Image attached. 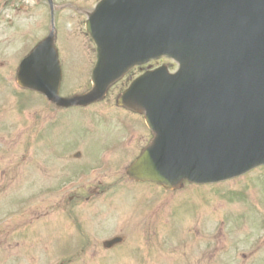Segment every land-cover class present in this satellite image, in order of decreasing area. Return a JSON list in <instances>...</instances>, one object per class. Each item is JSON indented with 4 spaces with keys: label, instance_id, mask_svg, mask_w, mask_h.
Listing matches in <instances>:
<instances>
[{
    "label": "rangeland",
    "instance_id": "1",
    "mask_svg": "<svg viewBox=\"0 0 264 264\" xmlns=\"http://www.w3.org/2000/svg\"><path fill=\"white\" fill-rule=\"evenodd\" d=\"M97 1L54 0L53 19L60 28L56 27V47L60 48L64 67L61 95L78 94L90 88L95 54L84 33L83 22ZM16 4V9H7L0 15V167L6 171L0 173V221L7 220L9 229L14 225L13 218L9 219V213L4 211L15 207H9L10 199L27 198L29 208L35 199L34 208L38 210L24 216L27 229L22 236L9 234L7 241L0 239V264H264V167L215 186L183 182L175 190L162 192L155 185L135 186L132 180L122 177V159L114 156L115 164L108 171L96 173L87 183L89 188L97 187V193L112 183L100 198L110 211L99 212L106 218L95 223L88 213L96 210L95 207L90 208L76 198L73 208L67 209L77 213V217L84 212L88 240L86 245H77V240L72 244L67 242L68 238L62 236L68 224L61 222L65 214L60 207L61 197L48 188H56L74 178L75 171L85 164L96 166L97 155L104 159L98 149L112 140L116 130H122L116 124L117 116L111 114L115 123L105 125L113 133L102 131L104 123L97 122L103 124L96 126L98 135H84L82 119L76 116L82 110L72 108L39 107L37 120L31 121L30 109L38 97L32 100L35 94L28 92L14 95L17 48L22 36L33 34L40 39L49 32L36 26L44 4L32 7L35 4L32 0H18ZM9 20L14 22L11 29L7 27ZM28 50L29 47L21 50L20 55ZM125 82L123 79L113 86L108 99ZM95 108L99 107L84 110L88 114L80 113L85 123L93 120L90 116H95ZM62 124L64 131L56 138L55 130ZM145 137L135 135L134 152L147 143ZM88 141H91L89 147ZM74 142L78 143L74 145ZM96 179H100V186L94 185L98 182ZM117 179L120 183L115 184ZM77 182L78 179L69 180V187L73 189ZM85 189L76 188L74 193L84 195ZM232 192L243 195L231 196ZM195 231L199 236H194ZM115 235L124 236V241L112 250L103 248L101 242ZM148 243H152L149 262L144 260L143 249ZM15 252L22 255L19 262Z\"/></svg>",
    "mask_w": 264,
    "mask_h": 264
},
{
    "label": "water",
    "instance_id": "2",
    "mask_svg": "<svg viewBox=\"0 0 264 264\" xmlns=\"http://www.w3.org/2000/svg\"><path fill=\"white\" fill-rule=\"evenodd\" d=\"M137 3L105 0L103 4L113 7L117 16L126 17L122 6ZM150 4H156L159 11L151 13L147 20L141 17V21L144 20L141 27L145 26L148 32L149 27L151 30L146 49L142 47L143 32L142 29L138 31L139 25L113 20L109 23L113 32L120 26H126V29L121 27L116 33L118 40L113 41L117 48L113 50L122 55L105 54L106 51H103L95 71L93 89L68 102L63 100L67 104H81L101 98L105 88L131 62L130 56L143 60L166 55L183 64L175 75L166 74L165 67L147 72L123 96L125 103L145 108L149 124L159 131L152 146L129 170L132 177L142 180H156V171L164 169L167 162L178 171H185L184 165L177 163L172 155H165L172 146L183 148L190 141L183 124L174 119L172 100L197 81L208 79L211 83L219 84L225 80L227 73L223 69L228 63L226 55L240 47L248 49L253 66L238 81H232L235 88L229 92L236 97V101L226 108L234 114L240 130L250 132L264 128V0H152ZM130 14L135 17L134 13ZM220 21H224L225 28L224 32L217 33L215 29ZM94 23L95 19L88 26L93 28ZM92 30L95 31L94 28ZM122 33L129 38L128 44H123ZM119 39L122 43L118 42ZM44 44L53 47L49 41ZM42 49L43 46H40L38 52L41 53ZM228 49L231 50L225 54ZM53 58L55 52L51 48L49 59ZM43 75L41 67L39 76L43 78ZM23 83L29 85V82ZM46 90L50 97L56 98V88L52 90L47 84ZM158 98H163L164 105L155 103ZM171 118L174 121L170 124ZM166 175L172 177V181L175 180L172 173L166 172Z\"/></svg>",
    "mask_w": 264,
    "mask_h": 264
}]
</instances>
